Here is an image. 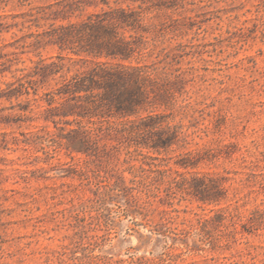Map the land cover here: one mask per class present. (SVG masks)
<instances>
[{
	"label": "rangeland",
	"instance_id": "1",
	"mask_svg": "<svg viewBox=\"0 0 264 264\" xmlns=\"http://www.w3.org/2000/svg\"><path fill=\"white\" fill-rule=\"evenodd\" d=\"M156 20L175 31L147 61L157 60L162 47L161 55L172 51L171 60L177 44L183 54L176 57L178 64L167 66L181 80L169 112L171 123L183 126L178 142L183 147L173 145L161 154L149 151L146 155L157 158L144 159L133 147L113 141L109 165L98 160L85 164L83 155L65 149L52 157L32 146L24 150L22 143L0 149V218L12 221L0 226V264H72V253L123 261L162 256V264H264V214L260 229L241 233L249 211L264 207V0H183L182 7ZM21 35L6 34L4 39L13 42ZM41 52L49 57L57 50L46 46ZM41 125L0 126V133L6 132L12 142L13 136L24 138L21 131ZM48 129L55 131L51 124ZM185 152L193 160L201 158L196 168L174 164ZM159 163L167 171L159 181L161 190L175 170L187 176L197 172L226 179V200L203 204L192 197L172 199L161 191L160 199L152 198L145 208L130 206L123 192L111 193L104 204L95 202L96 179L88 168L123 177L130 186L129 165L138 171ZM220 207L235 215L232 225L226 212V241L210 224L208 234L194 236L197 218L212 217L211 209ZM167 226L191 235L185 241H173L170 233L159 238L155 232ZM82 261L96 262L87 257Z\"/></svg>",
	"mask_w": 264,
	"mask_h": 264
},
{
	"label": "trees",
	"instance_id": "2",
	"mask_svg": "<svg viewBox=\"0 0 264 264\" xmlns=\"http://www.w3.org/2000/svg\"><path fill=\"white\" fill-rule=\"evenodd\" d=\"M182 2L0 0V126L21 128L33 122L42 124L37 130L21 131L24 138L17 140L13 136L12 142L6 132H1L0 149H9L10 143H22L24 150L32 146L50 157L65 149L67 154L83 155L85 164L98 160L109 165L113 141L125 143L126 149L133 147L144 159L157 158L146 155L149 151L161 154L173 145L183 147L178 144L183 126L172 124L173 111L169 112L176 103L175 92H180L175 85L181 80L167 67L174 61L180 62L176 57L183 55L181 45L174 48L177 53H173L171 60L167 58L172 51L161 55L165 50L162 47L155 54L157 60L147 61L159 44L172 38L167 37L170 31H175L156 18L182 7ZM17 32L22 35L6 42V34L14 38ZM46 46L56 48V55L44 57L41 50ZM22 55L27 56L28 63ZM178 70L179 67L174 71ZM49 124L55 131L48 129ZM190 154L183 153L174 164L183 169L196 168L201 158L193 160ZM148 165V168L139 166L138 171L133 165L127 167L132 174L130 186L125 185L123 177L114 178L108 171L100 175L86 165L96 179L95 202L104 204L111 193L123 192L130 206L145 208L152 198H159L161 191L172 199L177 195L181 199L192 197L203 204L219 205L226 200L224 178L197 172L187 176L175 170L176 176L161 190L159 181L167 174L166 169L160 163ZM211 211L212 217L197 218L198 227L193 235L201 238L208 234L210 224L226 241V212L232 225L235 215L226 207ZM262 214L264 207L249 211L241 224V233L253 234L260 229ZM11 222L0 218L1 229ZM175 229L167 226L155 233L163 239L165 233H170L173 241H185L191 235L184 230L174 232ZM181 234L185 238H180ZM85 257L95 258V264L165 261L162 256L123 261L93 254L80 257L74 253L69 259L72 264H89L82 261Z\"/></svg>",
	"mask_w": 264,
	"mask_h": 264
}]
</instances>
